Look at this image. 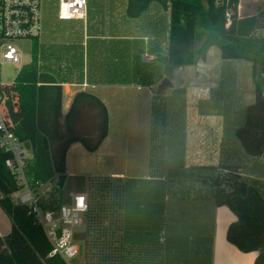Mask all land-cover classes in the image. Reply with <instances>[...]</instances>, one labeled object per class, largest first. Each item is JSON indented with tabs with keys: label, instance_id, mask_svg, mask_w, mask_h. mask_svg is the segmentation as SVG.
Wrapping results in <instances>:
<instances>
[{
	"label": "crops",
	"instance_id": "obj_1",
	"mask_svg": "<svg viewBox=\"0 0 264 264\" xmlns=\"http://www.w3.org/2000/svg\"><path fill=\"white\" fill-rule=\"evenodd\" d=\"M127 7L128 0H88L86 19L61 20L69 22V31L55 38L45 33L40 41L41 64L45 70L53 71L63 86V112L69 111L80 91L98 96L109 112L108 136L96 151L91 152L97 165H103L108 157L116 162L110 172L96 176L109 177L110 183H116L122 195L117 214L123 225L121 221L115 224L110 218L102 221L103 226L112 229L113 234H109L108 239L112 247L115 245L107 255L114 264H156L159 263L155 262L158 258L163 264H171L174 259H180V264H254L257 251H241L227 239V228L237 215L227 206L215 203V189L207 185L213 176H168L164 170L151 169V162L143 174H137L135 171L142 168L129 157L136 152L131 142L108 143L112 127L108 99L121 101L126 98V92L131 91L133 96V93L138 94L146 88L151 97L153 121L159 110L158 97L166 94L160 92L165 87L159 86V90L153 87L168 76L158 57L167 53L170 10L153 2L141 16L131 18L127 15ZM254 14L257 13L246 15ZM210 50L211 47L207 55ZM250 98L248 96L247 99ZM253 101L243 106L244 112ZM197 116V119L194 116L195 122L202 121L198 129L190 128L185 133L186 147L190 150L189 167L211 164L206 161L207 148L215 153L213 157L224 155L227 161L239 158L236 155L240 150L237 140L232 136L228 138L219 129L214 130L212 125L207 129L205 115ZM213 117L219 120V116ZM245 119L246 116L240 123L243 124ZM238 121L241 119L237 124ZM84 126H80L83 131L86 130ZM153 135L152 132L151 146L155 141ZM85 150L80 142L70 146L66 158L67 171L71 154L77 151L85 155ZM249 155L242 153L245 164L242 160H238L240 163L219 164L218 158L217 163H212L213 166H238L240 173L248 181L256 183L264 193V178L252 174L260 167L263 170L264 162L257 161L252 165L253 159ZM180 200L183 203L181 208ZM11 231L12 221L0 206V235L6 236Z\"/></svg>",
	"mask_w": 264,
	"mask_h": 264
},
{
	"label": "trees",
	"instance_id": "obj_2",
	"mask_svg": "<svg viewBox=\"0 0 264 264\" xmlns=\"http://www.w3.org/2000/svg\"><path fill=\"white\" fill-rule=\"evenodd\" d=\"M239 1L128 0L127 15L137 18L153 2L170 10L167 53L158 57L168 73L176 67L205 59L214 45L219 46L225 59L243 58L253 62L255 100L247 105L245 122L236 128L235 134L247 154L263 156L264 34L258 35L256 31L264 28V8L257 14L242 16L238 13ZM35 39L33 60L22 67L13 84L0 86V91L6 98L5 115L11 130L32 153L28 168L30 179L59 186L60 197L53 193L49 199L51 205H58L67 194L64 185L70 146L80 142L88 151H96L108 136L109 112L98 96L80 91L69 111L64 113L62 83L53 71L45 70L40 63L41 44L39 38ZM87 123L93 126V132H99L96 140L80 128ZM9 156L10 153L0 150V190L3 193L0 206L12 221V231L6 236L0 235V264H67L60 256L49 255L52 245L44 229L28 206L16 203L11 197L18 183L5 164ZM224 169L210 180L215 189V203L227 206L237 215L227 228V239L241 251H257L254 264H264V193L240 173L238 166ZM80 178L75 181L76 190L87 192L90 197L87 225L88 248L91 244V249L87 251V258L96 263L114 264L107 255L111 252L109 249L114 248L108 239V235L113 234L112 229L103 226L102 220L105 213L114 215L115 207L119 212L122 195L119 190L111 191L112 195L108 196L117 195V199H111L113 202L109 205L98 202L95 192L108 191L106 185L113 184L110 178ZM100 185L103 186L99 188ZM119 219L117 217L123 225Z\"/></svg>",
	"mask_w": 264,
	"mask_h": 264
},
{
	"label": "rangeland",
	"instance_id": "obj_3",
	"mask_svg": "<svg viewBox=\"0 0 264 264\" xmlns=\"http://www.w3.org/2000/svg\"><path fill=\"white\" fill-rule=\"evenodd\" d=\"M41 1L43 31L39 38L40 41L43 39L45 33H50L55 38L59 34L68 32L69 25L67 23L69 22H63L58 18L59 0ZM240 4L241 7L239 9ZM239 5L238 13L240 15L258 13L264 8V0H240ZM263 31L264 29L260 28L256 33L260 35L263 34ZM35 42V38L16 39L14 41L21 52L22 63L18 65L12 62H0L1 81L5 83L15 82L22 67L33 60ZM42 66L44 67V65ZM253 76L252 61L243 58L225 59L221 55L219 46H211L206 59H202L196 64L176 67L168 73L166 77L172 82V86L165 87L164 90L160 91L166 94L158 97L159 110L155 116V120L152 121L150 110L151 97L149 90L146 88L140 90L138 94L132 92L133 96L130 95L131 91L126 92V98L121 100L122 102L116 99H108L112 123L108 143L113 145L120 140L131 142L136 152L131 156H129V153L127 155L132 157L131 160L135 161L142 168L141 171H138V169L135 171L137 174H143L149 168L151 162L153 164L151 169L164 170L163 173L166 171V175L168 176H177L179 178H208L216 176L223 172L225 167L224 165L213 166L214 163H217L218 157H213L215 153L213 151L209 152L208 148L206 161L208 160V163L211 164L207 165L206 163L201 167H189V164H187V161H190V150L186 147L185 133L192 128L198 129L199 123H202L201 120L195 122L194 116L197 119V115H205L204 122L207 129L212 125L214 130H221L224 135L227 134L228 138L234 137L240 145V150L236 152L239 158L227 161L228 159L223 158L224 155H220V158H218L219 164L240 163L238 160H242V164H245V156H242V153L243 155L247 154L235 134V128L242 125L240 122H243L242 120L246 116V111L244 112L245 107L243 106L255 98L256 84ZM163 79L154 85V90H159ZM261 86L264 91V80H261ZM248 96H251V98L247 99ZM132 97L135 99L134 102ZM213 115L219 116V120L218 118L214 119ZM239 119L241 121H238L239 124H237L236 122ZM152 126H154L153 131ZM83 129L91 133L90 136L94 138L96 131L93 132V126L87 123ZM152 132L154 133L153 138H155L153 146H151ZM85 153V155H81L76 151L70 156L69 169L64 185V191L67 194L71 190L77 189L75 181L81 179L80 175H84L87 179H92L96 177V174H107V172H110V168L116 164L115 161H112L107 156L108 158L103 165H97L92 158L93 154L87 150H85ZM234 157H236L235 153ZM249 157L253 159L252 165H255L254 162L257 163V161L264 162V156L249 155ZM164 158L166 159L164 160ZM212 159L214 161H210ZM131 160L129 161L131 162ZM260 168L258 171L254 170L252 174L264 178V168L263 170H260ZM207 185L211 187L212 182L209 180ZM102 186L100 185L99 188ZM189 186L191 187L190 184ZM106 188L109 190L105 191L102 188L103 190L100 192H95L94 198H97L98 202L101 200L102 203L106 202L109 205L113 202L111 199H117V195H113L111 198L108 196L109 193L111 191H118L119 187L117 184H109L106 185ZM13 200L16 202V199ZM179 204L181 208L183 205L181 200ZM200 208L203 209L202 206ZM113 212H115L114 215L113 213H105L103 219L110 218L112 222L117 221L118 214L116 207L113 209ZM81 246L80 255L73 260L75 264H85V261H88V264H104L102 262H93L90 257L88 259V255L85 256L84 253V244ZM90 246L88 248L89 252ZM110 250L113 251V248ZM174 260L171 261V264H180L178 262L180 259ZM155 262H159L156 264H163L160 258Z\"/></svg>",
	"mask_w": 264,
	"mask_h": 264
},
{
	"label": "built area",
	"instance_id": "obj_4",
	"mask_svg": "<svg viewBox=\"0 0 264 264\" xmlns=\"http://www.w3.org/2000/svg\"><path fill=\"white\" fill-rule=\"evenodd\" d=\"M87 15L88 0H59L60 20L86 19ZM42 28L41 0H0V62L21 65L22 55L14 41L39 38ZM13 83L0 80V86ZM5 100L4 94L0 91V150L10 153L5 164L16 176L18 183V188L12 192L11 197L16 199V203L28 206L36 221L44 229L52 245L49 255L60 256L67 264H75L73 260L80 255L83 244L75 239V233L87 230L89 237L87 225L89 194L71 190L66 196L63 195L60 204L49 203L53 193L60 197L59 186L52 182L42 183L30 179L28 168L32 163V153L11 130L5 115ZM0 197H3L1 190ZM85 264L88 263L85 261Z\"/></svg>",
	"mask_w": 264,
	"mask_h": 264
},
{
	"label": "water",
	"instance_id": "obj_5",
	"mask_svg": "<svg viewBox=\"0 0 264 264\" xmlns=\"http://www.w3.org/2000/svg\"><path fill=\"white\" fill-rule=\"evenodd\" d=\"M168 86H172V82L169 80L168 77H165L162 81V83L160 84V87H168ZM99 137V132H96L94 134V140H96ZM75 239L78 241L83 242L84 244V253L85 256L87 255V251H88V231L84 230V231H78L75 233Z\"/></svg>",
	"mask_w": 264,
	"mask_h": 264
},
{
	"label": "snow or ice",
	"instance_id": "obj_6",
	"mask_svg": "<svg viewBox=\"0 0 264 264\" xmlns=\"http://www.w3.org/2000/svg\"><path fill=\"white\" fill-rule=\"evenodd\" d=\"M80 203H81V205L83 204V199L82 198L80 199Z\"/></svg>",
	"mask_w": 264,
	"mask_h": 264
}]
</instances>
